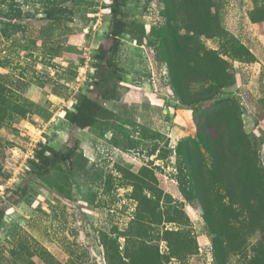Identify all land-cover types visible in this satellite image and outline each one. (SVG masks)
<instances>
[{
	"label": "rangeland",
	"instance_id": "obj_1",
	"mask_svg": "<svg viewBox=\"0 0 264 264\" xmlns=\"http://www.w3.org/2000/svg\"><path fill=\"white\" fill-rule=\"evenodd\" d=\"M112 3L0 0V264H264V0Z\"/></svg>",
	"mask_w": 264,
	"mask_h": 264
},
{
	"label": "trees",
	"instance_id": "obj_2",
	"mask_svg": "<svg viewBox=\"0 0 264 264\" xmlns=\"http://www.w3.org/2000/svg\"><path fill=\"white\" fill-rule=\"evenodd\" d=\"M126 0H113L111 5L112 10V43L109 48H105L102 43L99 47L100 59L107 61L111 53L117 52L119 47V39L124 33L126 24L122 18L123 4ZM106 80V77H105ZM105 97H109L111 89L109 86L105 88ZM107 112L103 104L91 97L84 95L76 105L68 118L77 127L83 130L92 128L98 119ZM75 148H69L66 151L57 150L52 146L39 145L36 150L35 159L33 162V173L42 177L50 173L59 163H69L75 153ZM14 199H19V194L13 195ZM5 216V208L0 204V224Z\"/></svg>",
	"mask_w": 264,
	"mask_h": 264
}]
</instances>
